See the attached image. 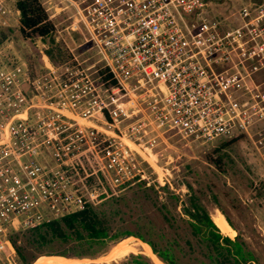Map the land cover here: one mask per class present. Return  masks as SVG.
I'll return each mask as SVG.
<instances>
[{
	"label": "built area",
	"instance_id": "1",
	"mask_svg": "<svg viewBox=\"0 0 264 264\" xmlns=\"http://www.w3.org/2000/svg\"><path fill=\"white\" fill-rule=\"evenodd\" d=\"M38 1L56 43L67 19L89 57L56 65L42 43L47 74L31 79L0 46V264H19L17 234L83 211L86 178L146 182L130 144L248 140L264 169V3L217 16L216 0ZM17 3L0 0V27Z\"/></svg>",
	"mask_w": 264,
	"mask_h": 264
},
{
	"label": "rangeland",
	"instance_id": "2",
	"mask_svg": "<svg viewBox=\"0 0 264 264\" xmlns=\"http://www.w3.org/2000/svg\"><path fill=\"white\" fill-rule=\"evenodd\" d=\"M253 3H264V0H216L212 8L215 15L227 16ZM10 9L15 11L13 4H10ZM6 23L7 26L0 30V40L5 36L1 47L6 57L16 61L21 59L38 73L45 71L39 49H44L42 43L49 48V43L36 37L25 41L20 33L18 16H9ZM57 25L60 29L58 44L63 50L72 51L81 60H87L89 52L84 54L79 48L80 36L72 29L66 30L69 21L61 19ZM92 62L89 60L86 65ZM122 125H128V122ZM170 143L169 148L162 145L156 150L159 153L149 155L130 144L133 151L138 152L137 157L141 161L139 169L143 170L142 175L147 176L146 182L116 188L107 174L98 172L101 182L108 181L113 195L120 198L118 204L102 207L116 212L115 231H140L160 247L166 245L167 240H176L178 247L188 248L187 241L190 239L194 243V240L187 223L181 220L188 219L182 215L181 205L195 198L211 217L217 211L227 217L234 226L230 225L234 230L232 239L237 236L244 239L255 252L258 263L264 264V191L259 186L264 181V169L251 143L248 140L232 142L223 139L202 146L179 142L178 139H172ZM139 154L146 159L145 162ZM220 158L223 159L222 165L217 166L215 161ZM91 167L85 163L88 174L92 172ZM103 185L106 183L103 182ZM103 195L110 197L105 191L94 195L88 189L86 199L93 198L89 201L100 204ZM175 197L179 198L178 205ZM248 199L253 202H248ZM163 205L166 208H162ZM163 214L177 221V232L168 228ZM29 235V231L21 232L18 238L20 245L30 253L29 257L36 258L34 264H164L147 243L134 236L105 242L55 241L33 249L27 246Z\"/></svg>",
	"mask_w": 264,
	"mask_h": 264
},
{
	"label": "trees",
	"instance_id": "3",
	"mask_svg": "<svg viewBox=\"0 0 264 264\" xmlns=\"http://www.w3.org/2000/svg\"><path fill=\"white\" fill-rule=\"evenodd\" d=\"M17 10L20 12V33L25 41L36 37L48 42L49 48L46 54L56 65H63L70 60V53L64 51L61 44L56 43L55 25L49 20L48 14L38 0H18ZM2 29L0 27V30ZM4 39L5 36L0 40V46L5 42ZM28 69L31 79L41 78L47 74V70L38 73L34 68H31L30 64H28ZM222 160L220 158L215 161L216 165H222ZM82 173L85 176V172ZM103 182L106 185H103ZM103 182L100 183L96 176L86 178V186L94 195L105 191L110 194V197L103 195L100 204L88 203L83 211L29 231L30 235L26 239L27 246L39 249L55 241L105 242L134 236L147 243L164 264H259L255 252L251 250L247 242L240 236L232 239V237L224 235L216 226L211 215L195 198H191L188 203L181 205L182 215H186L188 218L181 220L187 223L191 239L195 243L189 239L187 241L188 248L178 247L176 240H167L166 245L160 247L156 241L149 239L140 231H115L113 224L116 212L111 209L104 210L102 207L118 204L120 198L113 195L108 181L104 180ZM259 186L264 191V181H261ZM174 199L178 205L179 198L175 197ZM162 208H166V205H163ZM163 216L165 222L169 224L168 228L177 232V221L168 218L165 214ZM226 220L234 227L227 217ZM18 235L13 239V246L19 264H34L36 258L29 257L30 253L26 251V247L18 243L20 242Z\"/></svg>",
	"mask_w": 264,
	"mask_h": 264
},
{
	"label": "bare ground",
	"instance_id": "4",
	"mask_svg": "<svg viewBox=\"0 0 264 264\" xmlns=\"http://www.w3.org/2000/svg\"><path fill=\"white\" fill-rule=\"evenodd\" d=\"M212 219L224 235L231 237V235L234 233V230L232 229V227L230 226V224L222 213L217 211L216 214L213 215ZM148 247L150 248V246Z\"/></svg>",
	"mask_w": 264,
	"mask_h": 264
}]
</instances>
